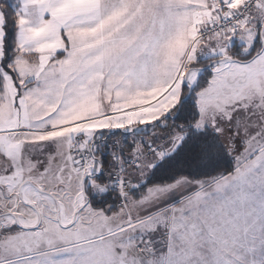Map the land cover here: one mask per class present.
Here are the masks:
<instances>
[{"label":"snow or ice","instance_id":"6c2138e0","mask_svg":"<svg viewBox=\"0 0 264 264\" xmlns=\"http://www.w3.org/2000/svg\"><path fill=\"white\" fill-rule=\"evenodd\" d=\"M0 264H264V0H0Z\"/></svg>","mask_w":264,"mask_h":264}]
</instances>
